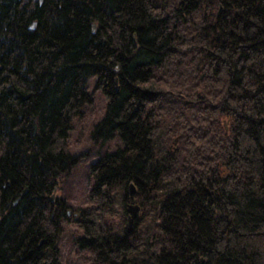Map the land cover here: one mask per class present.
Wrapping results in <instances>:
<instances>
[{
  "label": "trees",
  "instance_id": "obj_1",
  "mask_svg": "<svg viewBox=\"0 0 264 264\" xmlns=\"http://www.w3.org/2000/svg\"><path fill=\"white\" fill-rule=\"evenodd\" d=\"M89 82L92 263L264 264V0H0V264L59 261Z\"/></svg>",
  "mask_w": 264,
  "mask_h": 264
},
{
  "label": "rangeland",
  "instance_id": "obj_2",
  "mask_svg": "<svg viewBox=\"0 0 264 264\" xmlns=\"http://www.w3.org/2000/svg\"><path fill=\"white\" fill-rule=\"evenodd\" d=\"M89 83L90 90L93 92V100L83 106L80 116L74 118L67 138L70 151L73 153L83 152L85 156L78 161L68 174L60 177L54 189L55 198H64L69 206L67 208L69 209L67 220L62 223V234L56 242L60 264H93L90 252L80 250L73 240L74 235L80 234L82 230L72 219V213L77 208L93 205V202L89 199L92 185L90 163L96 157L93 156L96 150L91 148L90 131L93 125L103 116L106 104L103 93L94 89L93 84ZM105 146L106 144L98 146L97 149L103 151ZM115 210L118 211L116 206Z\"/></svg>",
  "mask_w": 264,
  "mask_h": 264
},
{
  "label": "water",
  "instance_id": "obj_3",
  "mask_svg": "<svg viewBox=\"0 0 264 264\" xmlns=\"http://www.w3.org/2000/svg\"><path fill=\"white\" fill-rule=\"evenodd\" d=\"M33 26H35V25L33 24ZM134 189H135V186L133 184H130L129 192L132 193L134 191ZM138 210H139V207L137 205H133V206H130L128 208V212H129L128 217H127V229H128V231H130L132 229L134 218L136 217ZM57 264H60V261H58Z\"/></svg>",
  "mask_w": 264,
  "mask_h": 264
}]
</instances>
